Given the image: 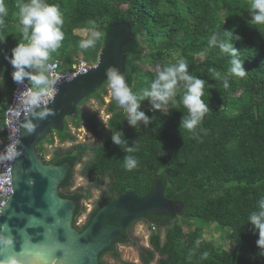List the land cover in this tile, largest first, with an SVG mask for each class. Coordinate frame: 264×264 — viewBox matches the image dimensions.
I'll return each instance as SVG.
<instances>
[{"label":"trees","instance_id":"trees-1","mask_svg":"<svg viewBox=\"0 0 264 264\" xmlns=\"http://www.w3.org/2000/svg\"><path fill=\"white\" fill-rule=\"evenodd\" d=\"M30 0H4L6 15L0 28V78L4 92L0 93V138H4V113L8 107L14 81L12 66L5 57L11 50L25 42L19 31L18 3ZM59 7L64 39L61 46L50 54L49 61L58 59L60 71L68 73L81 59L90 65L97 62L115 24L130 25L132 40L122 51L125 56L124 75L133 92L148 87L156 71L144 69V64L166 66L183 59L190 74L205 81L204 99L209 112L205 114L195 134L180 127L187 110L180 104H169L167 110H155L149 99L140 101L138 111L150 120L136 127L128 124L126 113L112 98L107 108L110 117L107 125L96 115L79 111L68 120L75 128L82 123L95 137L99 145H78L65 154H55L44 161L42 145L53 143V136L62 141H73L68 131L67 120L61 130H52L43 139L37 150L44 163L60 165L68 161L72 168L60 186L62 198L79 201L73 225L82 231L95 212L104 204L116 200L123 192H132L140 197L148 196L160 181L164 197L175 207L174 215L148 214L133 221L124 238L114 242L100 254L115 251V245L127 240L128 229L140 220H149L155 231L150 237L152 251L140 254L142 264H150L154 254L157 264H264L256 241L258 233L247 222V216L258 210V201L264 196V25H250L247 11L249 0H45ZM103 33L93 47H79L82 37L74 31L92 28ZM232 32L231 43L243 59L246 75L243 78L228 73L230 57L218 47H210L209 39L214 33L227 39L223 32ZM236 37H240L239 40ZM86 38V37H85ZM215 69L221 76H228L229 87L215 78L210 71ZM34 72L33 69H27ZM28 83L34 89L31 80ZM107 81L87 95L80 103L95 98L104 105ZM102 94V95H101ZM183 94L182 83L178 84L177 101ZM146 105V107H144ZM79 106V107H80ZM113 132L122 133L125 147L113 144ZM87 151L92 159L85 165L84 173L96 180L109 177L111 182L106 199L89 215L83 227L77 228V220L83 208L82 193L65 191L71 184L73 170ZM137 159V166L129 170L127 156ZM87 197V196H86ZM180 218L182 222H179ZM200 221L192 231L185 233L184 226ZM215 224L223 232V238L233 244L231 251L214 246L203 239V227ZM167 225L164 239L157 230ZM217 229V228H216ZM218 230V229H217ZM119 259L118 254L112 255ZM132 264V263H122Z\"/></svg>","mask_w":264,"mask_h":264},{"label":"water","instance_id":"water-1","mask_svg":"<svg viewBox=\"0 0 264 264\" xmlns=\"http://www.w3.org/2000/svg\"><path fill=\"white\" fill-rule=\"evenodd\" d=\"M131 40L128 23L113 25L94 66L60 78L50 101L39 107L27 104L17 119L14 143L4 154L0 264H100V254L122 240L133 221L148 214H175L158 181L146 197L123 192L102 205L80 232L73 225L79 201L60 195L71 164H46L37 150L52 130H61L65 120L78 114L79 103L87 95L107 81V68L114 67L125 77L122 49Z\"/></svg>","mask_w":264,"mask_h":264},{"label":"clouds","instance_id":"clouds-1","mask_svg":"<svg viewBox=\"0 0 264 264\" xmlns=\"http://www.w3.org/2000/svg\"><path fill=\"white\" fill-rule=\"evenodd\" d=\"M18 9V27L25 42L13 48L11 57L6 56L5 59L14 69L11 73L14 82L21 83L25 78L31 80L34 89H30L25 94L27 103L30 106L39 107L44 98H51L55 94L56 81L50 77L52 65L48 61L50 54L60 48L61 41L64 39V33L61 30L63 19L59 7L46 3L45 0L20 2ZM247 11L251 17L250 25H264V0H249ZM6 12L4 0H0V28L4 25L3 17ZM83 31L87 34L86 38L81 39L79 43V47L83 49L93 47L103 36L94 24L92 28H86ZM223 34L227 36V39H222L220 34L214 33L209 39V46L218 47L222 53L230 57L228 73L243 78L246 75L243 67L244 61L230 42L232 32L225 31ZM3 39L4 37H0V42ZM236 39L239 40L240 37ZM88 66L90 68L94 65L88 64ZM26 69H33L34 72L26 71ZM210 71L214 73L216 79L223 81L224 88L229 87L228 76H221L220 72L215 69ZM106 76L111 97L124 110L128 124L132 127H136L138 122H143L145 125L150 123L149 118L143 112L138 111L140 101L146 98L150 100L155 110H167L169 104L182 105L187 110V115L182 119L180 127L194 134L205 114L209 112L208 105L202 99L205 81L190 74L188 64L183 59L166 66H157L155 78L148 87L139 92H133L126 83L125 77L114 67L106 69ZM0 83H2V78H0ZM181 83L183 94L177 101L178 84ZM39 115L43 117L45 113L40 112ZM26 127L31 131V124ZM111 140L117 146L125 147L126 145L120 132H113ZM125 151L133 152L135 149L125 147ZM137 163V159L130 155L124 161L129 170L135 168ZM247 222L258 233L256 244L258 249L262 250L260 255L264 256V196H261L258 201V210L251 211L247 216Z\"/></svg>","mask_w":264,"mask_h":264},{"label":"rangeland","instance_id":"rangeland-1","mask_svg":"<svg viewBox=\"0 0 264 264\" xmlns=\"http://www.w3.org/2000/svg\"><path fill=\"white\" fill-rule=\"evenodd\" d=\"M83 29L86 28L77 29L74 31V33L79 37L85 38L87 34L83 31ZM79 58L82 59L80 54ZM157 66L158 65L151 66L148 63H145L143 67L147 70L156 71ZM105 90L107 93L105 95L101 94L105 103L104 105H101L97 99L91 98L81 106L79 105L80 107L78 106V109L84 114L96 115L98 120H100L104 125H107V121L110 117L107 106L112 97L110 94V89L107 85L105 86ZM3 92L4 87L2 83H0V93ZM144 107H146V105ZM67 124L68 131L70 132L71 136L74 137V140L62 142L56 137V135H54V141L52 144H48L47 142H45L42 145L44 161H50L55 154H65L67 151L73 149L78 145L93 147L101 143L102 139L92 135L87 130L84 123H82L79 128H75L73 122L67 119ZM92 156L93 154L90 151H87L82 160L75 166L71 184L65 191L67 194H83V199L81 200V207L83 208V211L77 220V228L83 227V225H85V223L87 222L90 213L106 199L111 182L109 177H105L101 180H96L93 176H87L84 173V167L92 159ZM177 220L179 222H182L180 218H177ZM194 225L200 226L201 223L198 220L192 221V224L190 226L183 227V231L185 233L192 231L194 229ZM202 227L203 239L212 242L216 247H220L228 251H231L233 249V244L229 241L224 240L223 238V232H226L225 229H219L213 223L204 225ZM166 229L167 225H163L159 230H157L158 234L161 237V240L164 239ZM154 232L155 231H153V229L150 227L149 220H140L134 223L128 229L126 242L116 244L115 251L103 256L102 262L104 264H142L140 260V254L145 251H152L149 240ZM113 254H118L119 259L114 258L112 256ZM158 260L159 256L157 254H154V259L150 264H157Z\"/></svg>","mask_w":264,"mask_h":264},{"label":"built area","instance_id":"built-area-1","mask_svg":"<svg viewBox=\"0 0 264 264\" xmlns=\"http://www.w3.org/2000/svg\"><path fill=\"white\" fill-rule=\"evenodd\" d=\"M49 64L52 65V68L50 70V77L56 81L54 85L55 93L60 78L75 76L81 73L83 68L89 69V66L85 61H78V63L72 67V71L68 73H63L60 71L61 62L58 59L50 61ZM13 71L14 69L12 68V72ZM30 89L33 88L28 83L27 78H25L21 83L14 82L10 101L4 113V126H3L4 138H0V197L3 195V170L5 165L4 154L10 151L12 148L16 134L15 123L19 118V116L27 108L28 103L25 94ZM53 96L51 98H47V97L44 98L41 103L50 101L53 98Z\"/></svg>","mask_w":264,"mask_h":264}]
</instances>
